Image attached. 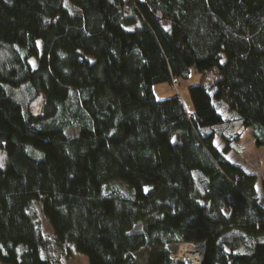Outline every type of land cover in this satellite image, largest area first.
Instances as JSON below:
<instances>
[{"label":"trees","instance_id":"obj_1","mask_svg":"<svg viewBox=\"0 0 264 264\" xmlns=\"http://www.w3.org/2000/svg\"><path fill=\"white\" fill-rule=\"evenodd\" d=\"M192 68V112L156 97ZM214 98L264 145V0H0V261L264 264V175L225 157Z\"/></svg>","mask_w":264,"mask_h":264},{"label":"rangeland","instance_id":"obj_2","mask_svg":"<svg viewBox=\"0 0 264 264\" xmlns=\"http://www.w3.org/2000/svg\"><path fill=\"white\" fill-rule=\"evenodd\" d=\"M35 65L36 61L31 60ZM202 80L201 72H198L196 69L192 68L191 74L188 80L178 81L177 86L174 83L170 82H159L153 86V91L158 99L166 98L178 94L181 96L187 111L192 112L194 105L190 97L188 87L190 85L199 84ZM213 78L209 77L206 81L207 84L212 82ZM215 106L218 111L222 114L224 118V125L222 129H226L232 134L239 133L240 139L237 143L238 150H231L228 153H225V157L232 161L234 164H237L244 168L248 172H252L257 175V186L261 191V179L264 175V145H258L252 127H246L240 122L239 114L236 110L231 109L227 102L224 100L213 99ZM39 106H34V110L38 111ZM78 131L77 127H71L68 130L70 135L76 134ZM215 143L219 149H223L224 141L220 137H216ZM5 153L0 150V162L4 163ZM118 185L124 190L129 191L125 184L119 182ZM38 223L42 231L48 236L52 237L53 230L50 225L49 220L44 215L42 206L39 202H35L32 207ZM199 244L204 242H184ZM181 244L171 246V257L173 258H185L191 260L193 264H196L194 259L189 255V253L181 252ZM54 262L53 264H89L88 259L85 255L76 251L73 247H67L65 250L61 248H54L53 253ZM147 260V252L141 251L138 253L136 260L133 264H145ZM0 264H6L0 261Z\"/></svg>","mask_w":264,"mask_h":264},{"label":"bare ground","instance_id":"obj_3","mask_svg":"<svg viewBox=\"0 0 264 264\" xmlns=\"http://www.w3.org/2000/svg\"><path fill=\"white\" fill-rule=\"evenodd\" d=\"M181 252L189 253V255L195 260L199 261L203 258L204 254V244H192V243H182Z\"/></svg>","mask_w":264,"mask_h":264},{"label":"built area","instance_id":"obj_4","mask_svg":"<svg viewBox=\"0 0 264 264\" xmlns=\"http://www.w3.org/2000/svg\"><path fill=\"white\" fill-rule=\"evenodd\" d=\"M173 83H174L175 86H177V84H178L177 81H174ZM201 244H203V243H201ZM202 259H203V258H202ZM202 259L199 260L198 262L195 261V260H194V261H195L196 264H201Z\"/></svg>","mask_w":264,"mask_h":264},{"label":"snow or ice","instance_id":"obj_5","mask_svg":"<svg viewBox=\"0 0 264 264\" xmlns=\"http://www.w3.org/2000/svg\"><path fill=\"white\" fill-rule=\"evenodd\" d=\"M221 62H223V61H221ZM0 167H2V164H0ZM145 191H148V189H147V188H145Z\"/></svg>","mask_w":264,"mask_h":264},{"label":"water","instance_id":"obj_6","mask_svg":"<svg viewBox=\"0 0 264 264\" xmlns=\"http://www.w3.org/2000/svg\"><path fill=\"white\" fill-rule=\"evenodd\" d=\"M204 249H205V244H204Z\"/></svg>","mask_w":264,"mask_h":264}]
</instances>
